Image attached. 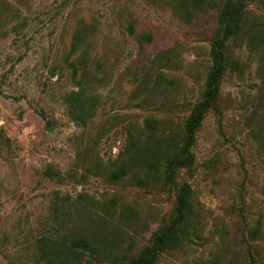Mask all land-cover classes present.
I'll return each instance as SVG.
<instances>
[{"label":"rangeland","instance_id":"374dc122","mask_svg":"<svg viewBox=\"0 0 264 264\" xmlns=\"http://www.w3.org/2000/svg\"><path fill=\"white\" fill-rule=\"evenodd\" d=\"M223 1L0 0V264H37L43 238L69 233L104 253L92 264L134 258L170 221L182 183L188 241L157 264H264V0L229 44L240 68L221 80L191 170L132 181L184 145ZM81 88L97 100L85 124L70 116ZM121 167L127 176L109 181Z\"/></svg>","mask_w":264,"mask_h":264},{"label":"trees","instance_id":"16d2710c","mask_svg":"<svg viewBox=\"0 0 264 264\" xmlns=\"http://www.w3.org/2000/svg\"><path fill=\"white\" fill-rule=\"evenodd\" d=\"M196 8L201 0H191ZM254 0H224L218 7L217 28L214 32L211 45V63L206 90L203 99L192 110L185 122L184 145L172 142L174 155L162 166L157 155L151 156L146 161L148 175H134L132 181L135 185L146 187L161 171V167L167 174L166 181L173 183L176 172L180 169L191 170L194 156L191 147L195 144L196 134L201 127L206 114L214 107L220 92L222 78L229 71L240 68L239 62L230 55L229 44L236 39L246 25L247 7ZM77 36L75 40L78 41ZM74 49V48H73ZM82 86V83H80ZM96 98L87 99L83 88L72 94L70 116L80 124L86 123L87 110L93 112L96 106ZM89 103V104H87ZM155 120L147 121L149 129H155ZM178 151V152H175ZM185 156V158H184ZM126 168L121 167L109 175V181L117 182L127 176ZM193 190L188 183H182L176 194L175 211L166 226L157 233L153 245L143 250L138 256L131 259L115 257L108 264H157L162 253L179 248L187 239V228L193 214L192 204ZM257 232V231H256ZM104 256L98 246L80 233H69L57 238H43L38 245L37 264H92ZM251 264H257L251 257Z\"/></svg>","mask_w":264,"mask_h":264}]
</instances>
